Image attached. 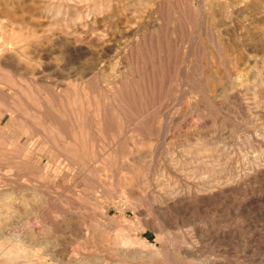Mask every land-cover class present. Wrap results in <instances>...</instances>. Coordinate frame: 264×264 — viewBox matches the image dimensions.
<instances>
[{
	"label": "rangeland",
	"instance_id": "obj_1",
	"mask_svg": "<svg viewBox=\"0 0 264 264\" xmlns=\"http://www.w3.org/2000/svg\"><path fill=\"white\" fill-rule=\"evenodd\" d=\"M0 264H264V0H0Z\"/></svg>",
	"mask_w": 264,
	"mask_h": 264
}]
</instances>
